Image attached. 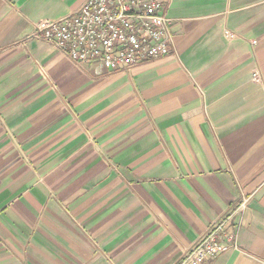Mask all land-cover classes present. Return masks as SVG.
<instances>
[{
  "label": "crops",
  "instance_id": "obj_1",
  "mask_svg": "<svg viewBox=\"0 0 264 264\" xmlns=\"http://www.w3.org/2000/svg\"><path fill=\"white\" fill-rule=\"evenodd\" d=\"M0 0V264H181L216 223L264 264V0H166L172 54L74 64Z\"/></svg>",
  "mask_w": 264,
  "mask_h": 264
},
{
  "label": "built area",
  "instance_id": "obj_2",
  "mask_svg": "<svg viewBox=\"0 0 264 264\" xmlns=\"http://www.w3.org/2000/svg\"><path fill=\"white\" fill-rule=\"evenodd\" d=\"M166 0H86L73 14L36 26L35 38L55 46L74 64L125 72L172 54ZM237 249L224 222L214 224L184 254L181 264H205Z\"/></svg>",
  "mask_w": 264,
  "mask_h": 264
}]
</instances>
